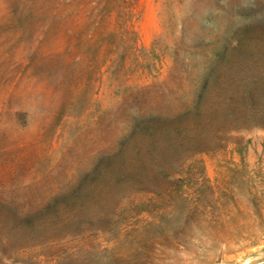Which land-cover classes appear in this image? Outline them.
I'll return each instance as SVG.
<instances>
[{
    "label": "rangeland",
    "instance_id": "rangeland-1",
    "mask_svg": "<svg viewBox=\"0 0 264 264\" xmlns=\"http://www.w3.org/2000/svg\"><path fill=\"white\" fill-rule=\"evenodd\" d=\"M0 264H264V0H0Z\"/></svg>",
    "mask_w": 264,
    "mask_h": 264
}]
</instances>
